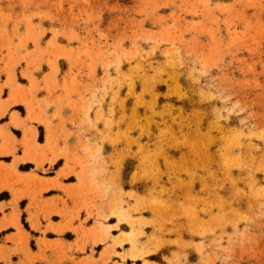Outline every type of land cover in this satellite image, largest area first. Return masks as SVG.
<instances>
[{
  "label": "rangeland",
  "instance_id": "obj_1",
  "mask_svg": "<svg viewBox=\"0 0 264 264\" xmlns=\"http://www.w3.org/2000/svg\"><path fill=\"white\" fill-rule=\"evenodd\" d=\"M0 41L107 141L0 264H264V0H0Z\"/></svg>",
  "mask_w": 264,
  "mask_h": 264
},
{
  "label": "crops",
  "instance_id": "obj_2",
  "mask_svg": "<svg viewBox=\"0 0 264 264\" xmlns=\"http://www.w3.org/2000/svg\"><path fill=\"white\" fill-rule=\"evenodd\" d=\"M31 50L29 46L20 51V57H24L20 58L15 48L0 41V252L12 247L8 242L17 234V228L11 225L15 218L21 227L24 214L28 223L43 226L49 213L52 217L56 215L54 211L61 210L62 201L68 203L61 191L81 185L80 180L67 182L79 171L73 167L72 160L91 161V149L98 144L107 164V141L93 137L88 123L72 120L85 101L91 102L90 91L87 95L84 92L87 86H92L91 81L82 79L84 83L78 95L64 91L50 93V83L46 81V74L42 75L44 66L40 71H33L27 62V53ZM17 58L20 60L15 64ZM11 68L21 89L8 86ZM27 73L37 81L39 91L35 96L31 81L25 76ZM19 78L26 83H20ZM80 130L83 134L78 137ZM89 168L90 164L85 165V170ZM10 229L15 231L5 233Z\"/></svg>",
  "mask_w": 264,
  "mask_h": 264
},
{
  "label": "trees",
  "instance_id": "obj_3",
  "mask_svg": "<svg viewBox=\"0 0 264 264\" xmlns=\"http://www.w3.org/2000/svg\"><path fill=\"white\" fill-rule=\"evenodd\" d=\"M24 225H25V227H27V226H26V223H24Z\"/></svg>",
  "mask_w": 264,
  "mask_h": 264
}]
</instances>
